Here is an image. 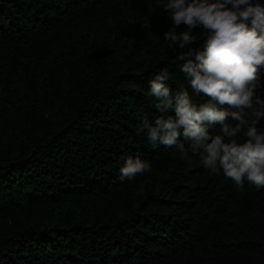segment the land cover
<instances>
[{
    "label": "trees",
    "instance_id": "obj_1",
    "mask_svg": "<svg viewBox=\"0 0 264 264\" xmlns=\"http://www.w3.org/2000/svg\"><path fill=\"white\" fill-rule=\"evenodd\" d=\"M166 3L0 0V264H264V188L139 130L163 69L207 99L163 39ZM129 156L151 171L121 180Z\"/></svg>",
    "mask_w": 264,
    "mask_h": 264
},
{
    "label": "clouds",
    "instance_id": "obj_2",
    "mask_svg": "<svg viewBox=\"0 0 264 264\" xmlns=\"http://www.w3.org/2000/svg\"><path fill=\"white\" fill-rule=\"evenodd\" d=\"M163 8L173 24L163 39L169 48L178 46L175 59L183 62L179 68L187 83L207 99L194 102L184 86L173 91L163 69L149 80L158 114L144 117L139 130L152 145L174 148L186 159L189 152L198 156L210 174L222 171L238 192L246 182L264 188V129L258 127L264 120V4L167 0ZM180 25L186 30L177 31ZM201 38L199 47L190 46ZM119 171L121 180L131 181L151 171V163L129 156Z\"/></svg>",
    "mask_w": 264,
    "mask_h": 264
}]
</instances>
